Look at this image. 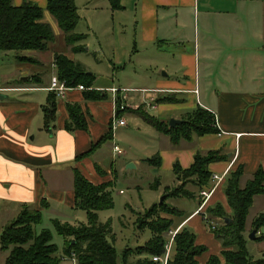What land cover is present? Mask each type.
I'll list each match as a JSON object with an SVG mask.
<instances>
[{"label": "crops", "instance_id": "1", "mask_svg": "<svg viewBox=\"0 0 264 264\" xmlns=\"http://www.w3.org/2000/svg\"><path fill=\"white\" fill-rule=\"evenodd\" d=\"M33 1L46 9V0ZM20 3L14 0L16 6ZM107 6L111 17L105 25L108 30L132 42L130 50L141 54L143 69H160L163 74L148 77L146 87L106 88L121 90L115 97L110 93L111 102L106 101L109 92L100 87L90 88L104 96L98 101H85L83 91H68L63 99H56V120L49 135L41 109L50 94L45 88L52 74L44 83L37 72H29L24 75L26 80L12 84L0 64V235L25 209L38 210L42 216L50 212L51 222L60 223L57 217H69L65 212L74 214V170L94 185L110 181L107 173L98 174L100 168L92 159L104 143L88 157L76 158L109 133L118 104L135 100L127 97L128 93L145 94L141 98L144 106L126 107L120 114L121 118L125 113L134 114L138 127L147 124L138 116L137 108L165 123L170 118L186 121L199 108L213 115L216 134H193L191 140L176 145L147 125L158 134L153 135L156 150L151 155L160 158V165L152 167L161 172L173 173L175 164L189 168L196 154L219 151L224 158L208 166L211 177L217 175L223 180L206 203L205 213L221 206L230 214L224 193L230 173L241 170L240 187H244L258 169H264V0H121L119 11H112L109 3ZM124 48L118 46L121 55ZM54 55L49 60L51 68H55ZM42 62L33 58L24 64L41 66ZM121 63L116 60L115 65ZM161 99L165 102H158ZM67 104L81 107L86 115L85 131H65ZM144 107L158 116L171 115L160 120ZM152 158L135 161L134 165L147 164L145 160ZM158 177L152 185H160ZM200 190L197 188L195 197ZM197 209L174 227L195 226L205 235ZM70 219L71 223H64H80ZM8 254L9 250L0 246V264H5Z\"/></svg>", "mask_w": 264, "mask_h": 264}, {"label": "trees", "instance_id": "2", "mask_svg": "<svg viewBox=\"0 0 264 264\" xmlns=\"http://www.w3.org/2000/svg\"><path fill=\"white\" fill-rule=\"evenodd\" d=\"M107 1L112 11L122 9L121 0ZM45 10L55 20L67 46H71L72 52L83 51L79 43L86 37L74 33L79 22L74 0H46ZM54 38L51 26L44 22L43 9L31 2H23L16 6L14 0H0V52H43L47 50ZM15 58L20 63L33 62V59L27 56ZM53 64L56 77L67 87L74 88L82 85L85 88H92L95 77L79 63L63 54H56ZM83 98L85 101H98L104 96L100 92L90 90V92H83ZM158 102H165V100L161 99ZM56 105V98L50 93L46 104L41 109L44 125L48 130L52 128L56 120ZM120 105L117 106L118 118H121L120 114L126 110L124 107L122 111H119ZM66 109L68 120L64 125L65 131H85L87 129L86 115L81 107L77 104H67ZM136 111L144 123L167 136L173 145L181 140H191L193 134L204 136L217 133L213 126V115L200 108L185 119L186 123L175 129L169 128L168 122L159 121L140 108ZM111 136L110 128L107 135L92 144L86 153L77 156L76 161L94 153L103 143L110 140ZM223 159L219 151H210L206 154H196L193 163L187 169H181L177 164L173 166L172 171L179 185L164 193L162 203L152 205L136 218L137 228L149 230L151 237L143 246L126 249L123 253L124 264H127L131 257L135 259L134 264H163L152 259L164 257L167 244L165 235L174 226V220L183 217L182 212L167 206L165 200L170 197H194L186 186L191 184L198 189L207 187L211 179L208 166ZM145 162L150 166L158 167L160 158L156 156ZM73 174V206L85 212L87 222L75 225L52 222L57 234L66 240L63 254L66 258L71 253H75L78 264H116V253L108 240L111 234L110 224L97 222V213L110 210L113 206L111 183L94 185L79 171L74 170ZM242 176V171L236 170L229 174L225 183L224 193L230 214L226 213L221 206L210 208L206 212L208 218L219 219L222 225L214 230L216 237L221 240L220 254L219 256L211 255L205 264H264V254L262 259L257 261L249 257L245 241V222L249 209L256 196L264 195V169H258L244 187H240ZM157 186L158 183L156 186L151 184L150 188L154 189ZM186 218H182V221ZM41 221L40 211L25 209L9 227L5 228L0 235L1 249L9 250L5 264H59L58 250L52 243L51 232L41 230L36 234L34 231V227ZM262 227H264V212L253 220L250 232L255 231L256 235ZM203 253L205 248L196 244L195 235L188 228L182 227L173 239L171 254L166 264H198L197 259Z\"/></svg>", "mask_w": 264, "mask_h": 264}, {"label": "rangeland", "instance_id": "3", "mask_svg": "<svg viewBox=\"0 0 264 264\" xmlns=\"http://www.w3.org/2000/svg\"><path fill=\"white\" fill-rule=\"evenodd\" d=\"M86 1L87 0H76L75 2L79 22L74 33L85 35V40L79 43V45L83 47V51L77 54L70 51L71 46H67L63 38V33L58 29L55 20L46 10H43L44 22L51 26L55 35L54 41L50 43L47 50L43 52H0V64L4 66L7 72L8 83H20V79L26 78L24 75L29 72H37L38 75H41L44 83L50 74L56 76V69L51 68L49 61L53 54L70 55L75 62H79L88 73L95 77L92 87H100L103 88V90L110 87H146L149 86L147 82L148 77H153L154 75L160 76L163 74V71L160 72V69H143V67H141L143 59L139 57L141 54L136 55L135 52L130 50L132 42L126 41V36H123L121 40L120 35H113V33L108 30L105 25L106 21L110 20L111 17L107 10V0H90L89 3ZM23 2H31L37 5L33 0H21L20 4ZM122 45L125 47L123 55L118 51V46ZM16 56H27L43 62L41 66L24 64L18 62L15 58ZM116 60L122 62L120 66L115 65ZM51 71L54 72L51 73ZM19 74L22 76L18 77ZM87 91L90 92V90ZM106 95L108 97L106 101L111 102V94L106 93ZM144 95L145 94L142 93H128L127 97L135 98V100H126L122 102V105L128 108L134 105L144 106L146 102L141 100ZM144 108L149 114L156 116L160 120H167L169 118L168 116L171 115L167 113L166 115L162 114L158 116L157 112L151 111L146 107ZM134 117V114L125 113L122 119L126 126L123 128H116L113 132V138L106 141L95 153L94 158H92L97 162L100 168L97 170L98 174L100 176H105L107 173V178L110 179L109 182L112 186L110 191L113 206L110 210L98 212L97 222L99 224H110L111 234L108 240L115 250L116 264H124L123 253L126 249H134L143 246L151 237L149 230H139L137 228L136 218L139 217L140 214H143L145 210H148L152 205L160 203L165 192L179 185L174 174L170 171L161 172L157 168L140 161L139 162L142 163L139 164L140 166L134 165L135 161L155 156L151 155V153L156 150L155 137L153 135H158L157 132L145 124L142 125L147 130L142 126L138 127ZM52 129L53 128L49 129V135L52 133ZM114 145L123 152L122 155L113 157L112 147ZM89 159L92 161L91 158ZM130 164H133L134 167L129 168L128 165ZM157 176H159L160 185L157 186V189L149 188L154 180L157 179ZM186 189L192 192L194 197H170L165 200L167 206L183 212L182 218L193 213L199 206L197 201L198 198L197 196L195 197L197 188L189 184L186 186ZM73 211H75L74 214L73 212L65 213L70 218H74L75 221L84 224L87 222L85 212L78 209ZM263 212L264 196H258L249 209L245 224L247 233L245 240L246 250L249 257L255 261L262 259L264 254V227L259 229L254 240H249L248 236L251 233L252 220ZM51 216L50 212L42 216L41 223L34 227V231L36 234L41 230L50 231L52 243L56 245L58 250L57 256L60 259L59 264H70L63 254L66 240L57 234L51 222ZM69 217L61 215V217L57 218L62 221V223H71L72 219ZM182 218L175 219L174 223L179 222ZM200 218L205 235L197 231L195 226H187L186 228L195 235L198 244L205 248V253L198 258V264H203L211 255L217 256L218 251H220L221 240L216 237L215 229H211V226L215 225L216 229H218L222 224L218 219L208 218L207 221H204L201 215ZM211 223L213 225H211ZM9 226L10 224L7 225L6 228ZM177 228L179 227L173 226L171 230L174 231ZM248 229L250 230L249 232L247 231ZM165 236L168 241L169 235L166 234ZM134 262L135 259L131 257L128 259L127 264H134Z\"/></svg>", "mask_w": 264, "mask_h": 264}, {"label": "built area", "instance_id": "4", "mask_svg": "<svg viewBox=\"0 0 264 264\" xmlns=\"http://www.w3.org/2000/svg\"><path fill=\"white\" fill-rule=\"evenodd\" d=\"M45 90L48 91L49 93H52L56 99H63L68 91L79 90V91L85 92V91L90 90V89L85 88L82 85H78L74 88L67 87L63 81H60L56 76H52L50 78L49 84L45 88ZM106 91L111 93L114 97L117 95V93L121 92V90H118L115 88L108 89ZM124 107L125 106L120 105L119 111H122L124 109ZM123 126H125L124 120L122 118H118L115 115L114 119L111 122V130L114 131L116 128L123 127ZM112 150H113V153L115 155H121L122 154V151L116 146H114ZM222 180H223V178L221 176L212 175L210 182H209V185L205 188H202L199 191V194H198L199 206H198V209L196 211V214L200 213L202 215V219L204 221L208 220V216L203 211V209L205 208L206 203L210 199V196L212 195L214 189L222 182ZM211 225H213V224L211 223ZM215 228H216L215 225L211 226V229L214 230ZM178 231H179V228H177L174 231L173 230L169 231V233H168L169 240L167 241V244L165 246L164 257L163 258H156L155 257L152 259L153 261H160L163 264H166V261L171 254L173 239H174V237ZM66 259L68 260V262L70 264H78L77 256L75 253H71V255L69 257H66Z\"/></svg>", "mask_w": 264, "mask_h": 264}, {"label": "water", "instance_id": "5", "mask_svg": "<svg viewBox=\"0 0 264 264\" xmlns=\"http://www.w3.org/2000/svg\"><path fill=\"white\" fill-rule=\"evenodd\" d=\"M22 80H26V78H23ZM184 123H186V121H183V120H176V119H170V120L168 121V127H169V128H172V129H175L176 127H179V126L183 125ZM128 167H129V168H130V167L133 168L134 165H133V164H130V165H128ZM163 200H164V197L160 200V203H162ZM248 239H249V240H254V239H255V231H252V232L249 234Z\"/></svg>", "mask_w": 264, "mask_h": 264}]
</instances>
